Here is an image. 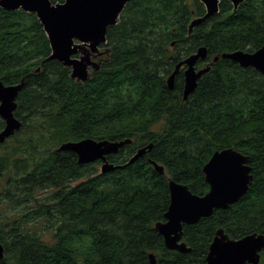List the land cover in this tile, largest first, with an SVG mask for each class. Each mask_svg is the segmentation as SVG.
Masks as SVG:
<instances>
[{
	"label": "trees",
	"instance_id": "trees-1",
	"mask_svg": "<svg viewBox=\"0 0 264 264\" xmlns=\"http://www.w3.org/2000/svg\"><path fill=\"white\" fill-rule=\"evenodd\" d=\"M205 12L200 0L130 1L108 28L102 47L110 52L102 67L77 82L70 67L46 60L50 41L35 13L0 6V80L25 79L15 112L22 128L0 143L1 150L14 142L0 153L6 249L0 264H151V253L158 264H206L219 228L237 239L264 234V75L231 59L214 60L264 45V0H245L237 9L221 0L219 12L190 32ZM201 46L208 57L198 66L210 71L183 99L184 70L173 89L167 79ZM4 126L0 117V131ZM88 137L132 139L108 156L114 164L154 146L133 164L105 173L100 161L80 164L74 152L55 150ZM227 147L250 155L253 185L228 209L184 224L191 252L169 250L156 228L170 204L169 179L206 194L204 165Z\"/></svg>",
	"mask_w": 264,
	"mask_h": 264
},
{
	"label": "water",
	"instance_id": "water-1",
	"mask_svg": "<svg viewBox=\"0 0 264 264\" xmlns=\"http://www.w3.org/2000/svg\"><path fill=\"white\" fill-rule=\"evenodd\" d=\"M130 1L132 0H0V6L5 10L22 9L35 13L50 41L51 54L46 60H57L70 67L71 78L77 82H85L93 71L102 67L105 59H96L110 52V48L102 47L107 43L108 28L119 22L121 13ZM200 1L205 5L206 12L192 20L190 32L220 10L221 0ZM229 1L237 9L245 0ZM207 57V47L201 46L197 52L177 63L167 79L169 88H174L177 74L185 67L183 99H187L196 90L199 79L210 71L209 65L197 67L199 61L206 60ZM220 57L231 59L245 68L253 67L264 75V45L254 52L242 49L224 52L214 60L217 61ZM40 70L41 67H38L36 72ZM24 85V78L21 82L10 85L0 80V117L5 122L0 131V143H4L22 128L23 122L15 112L18 107L17 98ZM131 142L132 139L97 140L88 137L63 142L56 150L75 152L80 164L101 160L102 172L105 173L133 164L154 146L150 143L140 147L123 165H116L108 160V155L118 153ZM249 158V155L233 147L216 150L203 168L210 186L204 195L193 193L188 185L169 179L170 204L165 213L166 221L156 224L169 250L191 252V248L183 241L184 224H196L202 218L211 216L216 209H228L248 192L254 181L253 168L248 164ZM149 161L159 174H165L163 165L151 158ZM263 249L262 233L254 232L237 239L231 238L223 228H219L210 244L206 264H260ZM5 250L0 241V260L5 257ZM149 258L151 264H158L154 253Z\"/></svg>",
	"mask_w": 264,
	"mask_h": 264
},
{
	"label": "flooded vegetation",
	"instance_id": "flooded-vegetation-1",
	"mask_svg": "<svg viewBox=\"0 0 264 264\" xmlns=\"http://www.w3.org/2000/svg\"><path fill=\"white\" fill-rule=\"evenodd\" d=\"M106 56H107V54H104V55H100V57H98L96 60H101V59H105L106 58ZM207 63H205V65H206ZM197 67L198 68H202V67H204V66H198L197 65ZM184 91V90H183ZM245 154V153H244ZM246 155H248V154H246ZM109 156V155H108ZM250 156V155H249ZM251 158V157H250ZM250 158H249V162H248V164L250 165V166H252V168L254 169V167H253V165L251 164V161H250ZM100 161V162H99ZM96 162H99V164L98 165H101L102 163H103V161H101V160H97V161H95V162H92V163H96ZM253 169H252V173H253ZM253 175H254V173H253ZM254 182V181H253ZM253 185V184H252ZM166 246V245H165ZM264 250V249H263ZM263 252V251H262ZM262 252H261V260H262ZM260 263H261V261H260Z\"/></svg>",
	"mask_w": 264,
	"mask_h": 264
},
{
	"label": "rangeland",
	"instance_id": "rangeland-1",
	"mask_svg": "<svg viewBox=\"0 0 264 264\" xmlns=\"http://www.w3.org/2000/svg\"><path fill=\"white\" fill-rule=\"evenodd\" d=\"M12 143H14V142H11L10 144H8V145L5 146V147H2L1 150H0V153L3 154L4 152L8 151L9 148L11 147L10 145H11ZM101 167H102V164L99 165V169H100V170H101ZM101 171H102V170H101Z\"/></svg>",
	"mask_w": 264,
	"mask_h": 264
},
{
	"label": "bare ground",
	"instance_id": "bare-ground-1",
	"mask_svg": "<svg viewBox=\"0 0 264 264\" xmlns=\"http://www.w3.org/2000/svg\"><path fill=\"white\" fill-rule=\"evenodd\" d=\"M182 69L184 70L185 67H182L181 70H182ZM178 74H179V73H178ZM178 74H177V75H178ZM127 139H130V138H127ZM59 146H60V145H59ZM59 146H58V147H59ZM58 147H57V148H58ZM57 148H55V150H56ZM56 151H57V150H56ZM63 152H64V151H63ZM72 152H73V151H72ZM74 153H75V152H74ZM75 154H76V153H75ZM76 155H77V154H76ZM110 155H111V154H110ZM77 157H78V156H77ZM108 160H109V159H108ZM152 160H153V159H152ZM154 161H155V160H154ZM110 162H111V161H110ZM149 162H150V161H149ZM112 163H113V162H112ZM150 163H151V162H150ZM157 163H158V162H157ZM102 164H103V163H102ZM151 164H152V163H151ZM116 165H123V164H116ZM152 165H153V164H152ZM160 165H161V164H160ZM125 167H126V166H125ZM120 168H123V167H120ZM120 168H117V169H120ZM154 168H155V167H154ZM101 170H102V167H101ZM155 170H156V169H155ZM156 171H157V170H156ZM165 173H166V171H165ZM161 175H162V174H161ZM163 175H164V174H163ZM165 221H166V218H165Z\"/></svg>",
	"mask_w": 264,
	"mask_h": 264
}]
</instances>
